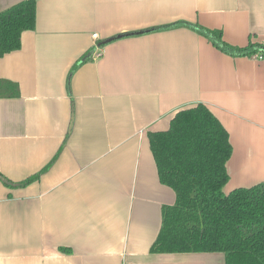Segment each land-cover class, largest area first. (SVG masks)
Returning <instances> with one entry per match:
<instances>
[{
	"label": "crops",
	"instance_id": "1",
	"mask_svg": "<svg viewBox=\"0 0 264 264\" xmlns=\"http://www.w3.org/2000/svg\"><path fill=\"white\" fill-rule=\"evenodd\" d=\"M196 24L264 44V0H37L35 29L0 57L20 87L0 96V173L50 165L25 186L0 178V264H226L151 252L177 195L148 134L179 110L204 103L228 130L225 192L264 181V58L226 53Z\"/></svg>",
	"mask_w": 264,
	"mask_h": 264
},
{
	"label": "trees",
	"instance_id": "2",
	"mask_svg": "<svg viewBox=\"0 0 264 264\" xmlns=\"http://www.w3.org/2000/svg\"><path fill=\"white\" fill-rule=\"evenodd\" d=\"M36 20L37 0H23L0 12V57L21 47L23 32L35 29ZM192 26L226 53L264 56L262 43L235 46L224 40L221 30ZM19 95L18 83L0 79L1 97ZM148 135L160 181L177 195L175 204L163 206L161 229L151 252H224L226 264H264V181L225 192L233 145L220 119L206 104L198 103L179 110L168 129ZM49 165L20 182L2 173L0 178L8 186H25Z\"/></svg>",
	"mask_w": 264,
	"mask_h": 264
},
{
	"label": "built area",
	"instance_id": "3",
	"mask_svg": "<svg viewBox=\"0 0 264 264\" xmlns=\"http://www.w3.org/2000/svg\"><path fill=\"white\" fill-rule=\"evenodd\" d=\"M100 55H101L100 50H97V51L94 53V57H99ZM256 57L259 58V59H263V58H264V56H263L262 54H257Z\"/></svg>",
	"mask_w": 264,
	"mask_h": 264
},
{
	"label": "water",
	"instance_id": "4",
	"mask_svg": "<svg viewBox=\"0 0 264 264\" xmlns=\"http://www.w3.org/2000/svg\"><path fill=\"white\" fill-rule=\"evenodd\" d=\"M113 39V37L112 38H110V39H108L107 41H111ZM106 41V42H107ZM91 56V53H89L88 55H86L83 59H82V61H85L87 58H89Z\"/></svg>",
	"mask_w": 264,
	"mask_h": 264
}]
</instances>
